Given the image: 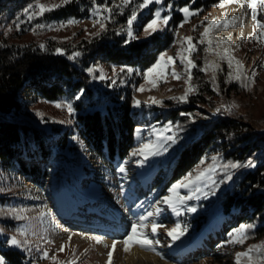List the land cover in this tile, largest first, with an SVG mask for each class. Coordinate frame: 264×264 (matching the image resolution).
<instances>
[{
    "label": "rangeland",
    "instance_id": "rangeland-1",
    "mask_svg": "<svg viewBox=\"0 0 264 264\" xmlns=\"http://www.w3.org/2000/svg\"><path fill=\"white\" fill-rule=\"evenodd\" d=\"M27 1L22 10L0 17L2 38L9 42L33 45L57 54H64L72 61H77L81 57L78 47L83 41H91L100 34L115 33L129 39L127 19L133 9L137 10L138 15L132 31L137 36L134 40L139 41L150 39L154 34L146 35L143 29L158 9L161 10L162 16L170 17L168 24L173 14L177 12L184 18V13L181 11L184 7H180L184 0H164L163 4H153L143 10L137 8V4L142 0H132L131 4L118 8L116 5H121V0H79L83 16L64 19L57 18L54 13L73 0H69L66 4L63 0ZM195 1L187 6L190 12L196 11ZM40 4L51 10L45 11L42 15L38 14ZM105 4L112 8L111 20H107L108 13H101L98 7ZM25 9H29V13H25ZM198 10V15H191L186 23L183 20L178 25L174 30V43L163 51L171 57H177L178 53L190 56L197 65L190 70L192 78L189 83L192 91L188 93L185 101L182 102L179 98L184 96L189 87V83H186L188 73L185 70L186 62L181 64L179 57L168 67L166 75L157 79L155 87L145 79L144 73L147 69L97 63L90 64L85 71L92 96L81 90L71 97H64L58 101L25 100L26 110L18 117L19 120L39 128L46 135L52 134L58 127L73 135L69 138L70 150H54L51 159L48 160L25 159L27 163L32 161L43 167L44 175L40 173L29 177L20 174L17 170L5 171L0 167V230H2L0 247L6 245L23 253L25 257L22 258L21 264H66L69 260H75V264H107V253L112 250L111 245L114 240L118 243L113 252L112 264H237V253L245 252L253 245L264 244V234H257V224L243 222L233 227L235 221L232 217L224 215L223 208L218 203L220 194L232 187L233 177L237 173V167L231 168L232 163L225 161L221 155H207L180 179H184L190 173L194 179L199 171L212 168V171L195 185L178 190L180 196L193 197L182 204L177 201L179 216L172 212L171 208L160 203L163 197L172 195L169 192L172 185L166 187L163 180L154 182V179H158L159 174H162L172 163L178 150L189 143L194 134L192 131L199 130L202 122L213 121L224 113H233L243 118L244 122H249L257 131L264 133V42L257 43L249 39L254 26L240 49L236 51L238 60L243 65V74L251 77L253 71L256 73L255 82L247 81L249 87H242V82L246 81H243V77L240 81L232 79L229 76L231 70L226 64L218 72L209 69L211 54L207 45L204 42L200 43L203 39L201 35L203 28L209 25L208 21L216 20L218 23L221 7L212 6L208 10L204 8ZM249 12L251 13L250 9ZM258 12V19L264 18V8L258 6ZM32 13L35 15L29 20L28 16ZM97 19L106 25L105 30H100L99 23L93 26ZM70 20L78 23L70 24L68 23ZM37 25L44 27L37 28ZM167 26L160 31L165 30ZM260 32H264V29L257 30V34ZM186 37L192 38L191 42L196 48L190 54ZM57 49L63 51L58 53ZM75 53L79 55H74ZM90 68L93 69L91 73L88 71ZM101 70L106 77L104 80L98 78ZM173 71L179 74L180 79L172 76ZM141 87L144 91H138ZM228 88L233 90L227 99L226 93L222 91ZM239 90L243 92L242 95L234 94ZM200 94L206 99L214 100L215 106L207 107L209 112L198 107L196 113L185 120L176 122L164 120L169 105L175 108L185 106L192 96ZM120 96L130 97L133 108L137 111L135 147L124 160L103 162L83 144L75 128L76 119L79 114L103 111L107 105L113 106L115 103L113 98ZM151 98L161 103L153 104ZM137 101L140 102L139 105ZM69 104L72 107L71 114L68 111ZM233 104L236 107H231ZM226 108H230V111L225 110ZM164 136L175 137V143L163 139ZM144 144L153 145V150L158 154H149L146 160L140 155L133 156V151ZM213 157L216 159L213 160ZM121 167L125 168V172L119 171ZM62 170L66 171L80 195L81 221L90 227L85 233L91 234L90 236H101L102 243L97 244L88 238L89 235L73 237L69 241V234H73L71 226L76 220L63 217L64 209L58 210L55 205L56 200L48 198L51 196L53 181ZM197 188L199 191L195 190ZM65 204L67 208L73 206L67 199ZM157 207L163 211L156 213ZM191 207L196 211H187ZM150 211L154 215L141 222L139 218ZM41 212L46 213L43 218L40 216ZM16 214L22 215L24 219H16ZM112 214L119 220L111 218ZM218 214L221 227L215 234L206 238L205 231L214 227ZM139 223L146 225L139 229L140 232L148 234L153 240H159V244L154 245L155 251L142 249L136 244L130 245L128 252L124 251L123 240L130 233L131 226ZM152 223L162 225L156 235L151 234ZM177 223L181 225L184 234L173 241L165 235V232ZM100 225H105L106 230H101ZM241 225L253 226L248 230L244 243L229 242L232 239L230 234ZM21 230L24 234H21ZM12 236L22 242L27 241V247L23 244L13 246L7 243ZM62 244L65 245V250L60 252L58 249ZM105 244L108 245L107 248ZM193 245H196L197 250L191 251L189 247ZM134 248L144 253L141 258L133 257ZM44 251L48 252V258L43 257ZM52 256H55L56 260L51 259ZM251 256L256 264H261V261H264V249L253 250ZM3 260L8 264L4 258ZM240 264H249V262L247 258H241Z\"/></svg>",
    "mask_w": 264,
    "mask_h": 264
},
{
    "label": "trees",
    "instance_id": "trees-1",
    "mask_svg": "<svg viewBox=\"0 0 264 264\" xmlns=\"http://www.w3.org/2000/svg\"><path fill=\"white\" fill-rule=\"evenodd\" d=\"M196 1V10H208L219 2ZM192 2L184 0L180 7ZM27 3V0H0V17L22 10ZM81 12L80 1L73 0L54 14L64 19L82 17ZM183 20L179 12L173 14L165 30L142 41L125 43L128 39L124 35L100 34L79 45L81 57L77 61L33 45L9 42L0 35V167L5 171L17 170L29 177L40 173L44 175L43 167L32 161L27 163L25 159L48 160L54 150L71 148V132L58 127L52 134L46 135L39 128L18 119L26 110L27 100L58 101L81 90L92 96L85 73L90 64L148 69L160 53L174 43V30ZM232 90L223 89L227 99ZM242 93L240 90L234 92L236 95ZM113 100L114 105H107L103 111L79 114L75 124L85 147L103 162L124 160L135 147L138 122L133 101L128 96L114 97ZM213 102L203 94L192 96L185 106L175 108L169 105L164 120H185L196 113L198 107L209 112L207 107L215 106ZM192 134L189 143L178 150L172 163L154 182L163 180L165 186L170 187L193 170L204 157L219 154L225 161L239 165L232 187L218 197L224 215L233 218V227L243 222L257 224V234H264V133L244 122L243 118L224 113L213 121L202 122L200 129H195ZM249 161L254 167L247 166ZM4 246L0 247V254L8 264H21L25 255Z\"/></svg>",
    "mask_w": 264,
    "mask_h": 264
},
{
    "label": "snow or ice",
    "instance_id": "snow-or-ice-1",
    "mask_svg": "<svg viewBox=\"0 0 264 264\" xmlns=\"http://www.w3.org/2000/svg\"><path fill=\"white\" fill-rule=\"evenodd\" d=\"M69 0H63V3L66 4L68 3ZM132 3V0H121V5H116V7H121V6H127L129 4ZM164 0H142V2L137 4V8L140 10L146 9L148 8L150 5L153 4H163ZM232 3H237V4H241V0H219L218 5H213L215 6H220L223 7L226 4H232ZM241 6H243L241 4ZM247 6L248 8L251 10V19L255 24V28L252 34H250L249 39L250 40H255L257 43H261L264 42V32H260L259 34H257V30L260 29H264V18L258 19V6L260 8H264V0H247ZM39 7V13L40 15H42L45 11H49L51 9L47 8L45 5L40 4L38 5ZM53 7H59V5H53ZM100 9V12H107L108 16L106 17L107 20H111V13H112V8H110L107 4L103 5V6H98ZM169 7H171L169 5ZM181 11L184 13V22L186 23L189 19V17L191 15H198L199 14V10H196L194 12H190L189 7H184L181 9ZM25 13H29V9H25ZM35 15V13L29 14L28 18L29 20H31L33 18V16ZM137 15L138 12L136 9H133L131 12V15L128 17L127 19V26H128V31H127V36H128V40L125 41V43H129L131 40L137 39V36L134 34V32L132 31V26L133 23L136 21L137 19ZM170 17L168 15H161V10H157L155 11V13L153 14V18L144 26V33L146 35H152L155 32H158L160 30H162L163 27L167 26L168 21H169ZM238 17H232L231 18V24L230 21L228 19H225L222 23L224 25L225 28L234 25L235 21L238 20ZM68 23L72 24V23H78V21L75 20H70L68 21ZM99 23V27L100 30L103 31L106 28V25L104 23H101L99 19H97L94 22V27L95 25ZM203 23V22H202ZM209 26L212 25H216L217 21L216 20H211L208 21ZM63 26V25H62ZM183 26V23L181 24V27ZM37 28H42L44 27V25H37ZM210 31V27H205L204 32L201 34L202 37H206L208 35ZM241 39H243V33H241ZM185 40L188 42V52L189 54L193 51L196 50L195 45L192 44V38L191 37H186ZM226 40H230V37L226 38ZM203 39L200 40V43H203ZM209 43H211V41H209ZM43 47V45L41 46ZM58 53L62 52V49H57L56 50ZM207 51V49H206ZM227 49H225V52L227 53ZM74 55H79V53H75ZM177 57H179L181 64H185V70L188 73V81H186V83H189L191 81V69L194 67H197V65L195 64V62L190 58V56H183L180 53L177 54ZM177 57H171V56H167L166 52H162L160 53L158 59L156 60V62L147 69V71L144 73L145 79L147 80L148 83H151L153 85V87L156 86V82L157 79L163 77L164 75H166L167 69L170 65L174 64ZM228 63H229V67L231 68L232 63H233V58L229 57L228 59ZM237 64V75L235 76V79L240 81L242 80L243 77V81L246 82H242V87H249V83H247V81H250L251 83H254L255 80V75L256 73L253 71L251 74V77L246 76L243 74V65L239 62L236 61ZM128 71H132V69H127ZM90 73L93 71V69H89L88 70ZM115 68H113V72H115ZM121 71H124V69H121ZM172 76L175 79H180L179 74H177L175 71H173ZM232 74L229 73V76H231ZM101 80H104L106 77L103 74L102 70H101V74L98 77ZM138 91H144V88L141 87L140 89H138ZM192 91V87L189 83V87L186 89L184 96L180 97L179 100L180 101H185L187 99L188 93ZM78 98V97H77ZM151 102L153 104H159L161 103V101L156 100L155 98H151ZM139 101H137V105H139ZM59 107V105H58ZM231 107H236L235 104H233ZM225 110H229L230 108H226ZM68 111L69 114H71L72 112V107L69 104L68 105ZM217 111L219 112L220 109L218 108ZM140 131V130H138ZM163 139H166L172 143H175V137L172 136H164L162 137ZM157 155L158 153L156 151L153 150V145L151 144H144L142 145L140 148H138L137 150H134L132 155L136 156V155H140L143 156L144 159L146 160L148 158V155ZM216 158L213 157V160H215ZM141 164L143 163V161L140 162ZM248 167H254V165L252 164L251 161L248 162L247 164ZM228 167V166H225ZM231 168H236L239 167V165L237 164H231L230 165ZM119 171L121 173L125 172V168L121 167L119 169ZM212 171V168H207L204 169L202 171H199L195 178L193 179L192 174H188L184 179L178 181L176 184H173L172 187L169 189V192L172 194L170 196H165L162 198V200L160 201V203H163L164 205H166L167 207L171 208L172 212H174L177 216L180 215V212L178 210L177 207V201H179L181 204L184 203L187 200L192 199L193 197L191 195H185V196H180L178 193V190L181 188H189L190 185H195L198 181H201L208 173H210ZM231 177H228V179H230ZM196 191H199V189H195ZM163 209H161L160 207L156 208V213H160L162 212ZM187 211L189 212H195L196 209L194 207L188 208ZM6 215H11V214H6ZM46 213L41 212L40 216L41 218H43V216H45ZM154 213L153 212H148L146 215L141 216L139 219L140 221H145L148 219V217L153 216ZM16 219H24V217L22 215H15ZM146 225H144L143 223H139V224H133L131 226L130 229V233L126 236V238L123 240V244H124V251L128 252L129 251V247L130 245L136 244L139 245L142 249H148V250H152L155 251L154 245L155 244H159V240H153L150 238V236L146 233H142L139 231V229L145 227ZM162 225L159 223H152L151 224V234L152 235H156L158 233V229L161 228ZM252 225H241L239 229L235 230L234 233H231L230 236H232V239L229 241L231 243H244V240L247 238V233L248 230L250 228H252ZM2 231V230H0ZM21 234H24L23 230H21ZM184 234V231L182 230V227L179 223H177L173 228L171 229H167L165 232V235L170 237L173 241L178 240L182 235ZM73 234H69V241H71ZM82 236L85 234H81ZM91 240H94L97 244L102 243L103 242V238L101 236H97V235H93L88 237ZM7 243H10L13 246H21L22 244L27 247V241H20L18 240L15 236H12L8 239ZM117 241H113L112 245H111V249L110 251H108L107 253V264H112L113 261V252L116 249L117 246ZM106 248L108 247L107 244L104 245ZM260 249H264V244H258V245H253L251 246L247 251L245 252H240L236 254V261L237 264H240L241 258H247L249 264H256V262L253 260V257L251 256V253L253 252V250H260ZM65 250V245H61L60 248L58 249V251L63 252ZM43 257L44 258H48V252L44 251L43 252ZM51 259L56 260L55 256H52ZM0 264H5V261L3 260L2 257H0ZM66 264H75V260H69L66 262ZM261 264H264V261H261Z\"/></svg>",
    "mask_w": 264,
    "mask_h": 264
},
{
    "label": "bare ground",
    "instance_id": "bare-ground-1",
    "mask_svg": "<svg viewBox=\"0 0 264 264\" xmlns=\"http://www.w3.org/2000/svg\"><path fill=\"white\" fill-rule=\"evenodd\" d=\"M241 4L243 6H241ZM241 4L232 3L221 7L218 15L217 25H206L207 27H210V31L206 37H203L204 44L207 45L208 51L211 54V63L209 65V69L214 72H218L219 69L224 67L225 64L229 67L228 59L229 57H232L233 63L231 68L229 67L231 70L232 79H235L238 71L236 61L239 60L236 51L240 49L245 38L249 33L252 32L255 26L251 19V13L249 12V8L247 6V0H241ZM232 17H238L239 19L235 21L234 25L225 28L222 22L225 19H228L231 24ZM205 27L203 28V32ZM241 33H243V39L240 38ZM228 37H230V40H226ZM209 41H211V43H209ZM225 49L228 50L227 53L225 52ZM52 186L53 189L50 192L51 196L48 198L56 200L55 205L58 210L64 209L62 211L63 217L72 218L74 221L76 220L74 225L71 226V229L73 230L72 238L82 237L81 234H85L83 236H90L91 234L85 233V230L89 229L90 227L81 221L82 215L80 214V211L82 210L79 209L80 195L75 190V187L65 170H62L61 174L54 179ZM66 199L72 203V207H66ZM110 217L119 220L114 214L110 215ZM218 217L219 214L215 218L216 224L214 227L205 231L206 238H209L212 234H215L220 229L221 223L218 220L220 217ZM99 228L101 230H106L105 225H100ZM189 248L191 251H194L196 249V245H193ZM143 254L144 253L139 252L136 248H134L133 257H140Z\"/></svg>",
    "mask_w": 264,
    "mask_h": 264
}]
</instances>
